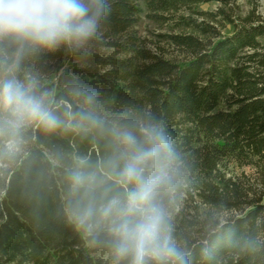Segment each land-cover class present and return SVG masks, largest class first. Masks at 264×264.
I'll return each mask as SVG.
<instances>
[{
	"label": "trees",
	"instance_id": "1",
	"mask_svg": "<svg viewBox=\"0 0 264 264\" xmlns=\"http://www.w3.org/2000/svg\"><path fill=\"white\" fill-rule=\"evenodd\" d=\"M210 1L110 0L80 48L0 40V80L31 83L63 121L0 131V264H128L113 255L115 214H102L133 187L119 175L123 131L167 141L146 173L173 176L161 202L187 264H264V19L228 0L197 9ZM143 14L175 25L160 36L181 58L138 34ZM74 171L90 177L76 190ZM89 206L86 227L78 215Z\"/></svg>",
	"mask_w": 264,
	"mask_h": 264
},
{
	"label": "clouds",
	"instance_id": "2",
	"mask_svg": "<svg viewBox=\"0 0 264 264\" xmlns=\"http://www.w3.org/2000/svg\"><path fill=\"white\" fill-rule=\"evenodd\" d=\"M110 13V0H0V40L11 39L31 50H53L61 45L80 48L97 35ZM33 87L15 79L0 80V112L7 114L0 119V131L19 130L31 121L48 130L62 126L63 121ZM81 118L91 119L84 114ZM119 139L125 148L119 175L133 187L125 199H113L102 209L105 217L116 216L108 226L113 255L118 262L127 259L128 264H187L172 238L161 202L173 187V176L164 167L146 173L148 163L161 158L166 139L160 133H149L146 145L140 144L128 131L119 133ZM89 179L80 171L70 175L73 190ZM92 215V208L85 207L78 220L88 227Z\"/></svg>",
	"mask_w": 264,
	"mask_h": 264
},
{
	"label": "rangeland",
	"instance_id": "3",
	"mask_svg": "<svg viewBox=\"0 0 264 264\" xmlns=\"http://www.w3.org/2000/svg\"><path fill=\"white\" fill-rule=\"evenodd\" d=\"M230 4L243 16L250 11H254L256 14L264 19V0H228ZM222 3L218 0H211L208 3H202L197 6L198 10L214 11L221 6ZM138 34L146 41L149 46H159L162 48L166 57L169 58H181L177 50L170 46L166 40V37H161V34H168L177 31L173 23H157L148 19L145 14L140 18L138 25L136 26ZM231 169L235 173L244 171L246 174H250L252 169L250 167L239 168L235 165H231ZM223 214V213H222Z\"/></svg>",
	"mask_w": 264,
	"mask_h": 264
}]
</instances>
